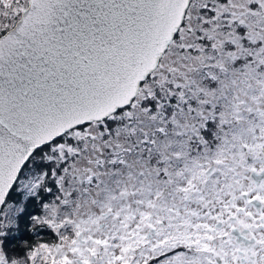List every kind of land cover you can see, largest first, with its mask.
<instances>
[{
	"label": "rangeland",
	"instance_id": "rangeland-1",
	"mask_svg": "<svg viewBox=\"0 0 264 264\" xmlns=\"http://www.w3.org/2000/svg\"><path fill=\"white\" fill-rule=\"evenodd\" d=\"M26 4L0 0V24L20 9L21 14ZM263 63L264 0H190L157 68L129 106L108 116L113 125L92 121L67 132L41 155L63 163L65 174L57 178L63 204L71 202L73 188L77 193L72 214L62 220V249L55 252V243L39 249L48 264H77L75 257L83 261V253L88 256L81 264H136V234L148 228L164 197L178 200L173 205L182 213L210 209L215 183L237 172L230 162L257 152L262 140L261 118L253 110L264 106ZM162 94L175 95L180 103L159 105L152 97ZM117 155L118 169L113 168ZM209 164L216 166L214 175L203 176ZM38 183V176H18L13 188L19 203H3L0 233L14 225V212ZM61 226L54 225L56 233ZM78 232L84 240L80 245L74 243ZM67 244L75 246L77 256L64 252ZM7 250L0 238V263L15 264ZM147 252L148 247L143 255ZM28 263L29 256L20 260Z\"/></svg>",
	"mask_w": 264,
	"mask_h": 264
},
{
	"label": "water",
	"instance_id": "water-1",
	"mask_svg": "<svg viewBox=\"0 0 264 264\" xmlns=\"http://www.w3.org/2000/svg\"><path fill=\"white\" fill-rule=\"evenodd\" d=\"M189 3L27 0L0 35V209L22 168L46 146L131 104Z\"/></svg>",
	"mask_w": 264,
	"mask_h": 264
},
{
	"label": "flooded vegetation",
	"instance_id": "flooded-vegetation-1",
	"mask_svg": "<svg viewBox=\"0 0 264 264\" xmlns=\"http://www.w3.org/2000/svg\"><path fill=\"white\" fill-rule=\"evenodd\" d=\"M253 112L261 118L257 152L248 151L244 158L230 162L237 172L230 180L215 183L210 209L182 213L173 205L178 200L164 197L148 228L136 234V264H264V106ZM212 135L210 130L209 138ZM209 168L216 170L215 164H209L203 176ZM147 247L149 252L143 255ZM64 252L77 256L70 244ZM87 253L94 260V252ZM87 256L83 253V261L75 257V262L84 263Z\"/></svg>",
	"mask_w": 264,
	"mask_h": 264
},
{
	"label": "trees",
	"instance_id": "trees-1",
	"mask_svg": "<svg viewBox=\"0 0 264 264\" xmlns=\"http://www.w3.org/2000/svg\"><path fill=\"white\" fill-rule=\"evenodd\" d=\"M20 11L21 9L13 15L10 14L8 19L0 24V35L13 26L19 17ZM152 98L158 99L159 105L164 101V104L168 108L169 101L174 103L172 106L180 103V101H177L175 95L167 98V96L162 94L161 96L158 95V97ZM146 104V106H150L149 103ZM153 104L151 103V105ZM104 121L108 124L110 121H113V118L107 117ZM112 125L110 124V126ZM81 127L83 128V126ZM145 141L147 142V140ZM49 148L50 145L46 146L22 168L19 178L27 176V179H29L31 175H35L36 177L38 176L39 183L33 187L32 193L28 195L29 197L26 200H22L23 203H20V205L22 204L21 208L16 213L14 212L12 219L14 225H10L7 230L0 233L3 247L6 250L8 249L10 259L15 264H20V260L24 256H29L28 264H48V259L44 258L46 252L40 251V247L45 246L49 248L52 243H64L66 241V234L63 235L65 224L62 220L67 219L69 213L72 214L74 204L77 202V193L75 192L76 189L73 188L70 193L71 202L63 204L61 198L62 192L57 182V178L65 174L62 170L63 163L58 165L53 161L55 158L44 159L45 157L41 156ZM114 163L116 167L114 166L113 168L118 169L121 165L120 155L116 156ZM122 168L126 169V167ZM69 183V180L66 179L64 185L68 186ZM31 184L34 185V181ZM71 185L75 187L74 182H71ZM18 197V193L12 188L6 200L12 203H19ZM56 205H59V209L56 212H52ZM58 222L62 224L57 229L60 234L54 230V225ZM0 264L4 263L2 262Z\"/></svg>",
	"mask_w": 264,
	"mask_h": 264
},
{
	"label": "clouds",
	"instance_id": "clouds-1",
	"mask_svg": "<svg viewBox=\"0 0 264 264\" xmlns=\"http://www.w3.org/2000/svg\"><path fill=\"white\" fill-rule=\"evenodd\" d=\"M56 243H58V242H56Z\"/></svg>",
	"mask_w": 264,
	"mask_h": 264
}]
</instances>
